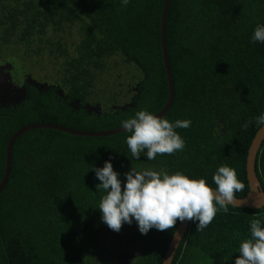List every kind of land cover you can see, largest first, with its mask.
<instances>
[{
  "label": "trees",
  "instance_id": "obj_1",
  "mask_svg": "<svg viewBox=\"0 0 264 264\" xmlns=\"http://www.w3.org/2000/svg\"><path fill=\"white\" fill-rule=\"evenodd\" d=\"M164 1L129 0L124 7L121 0H0L3 44L32 46L36 38L68 65L57 85L24 84L21 102L0 105V182L7 142L25 126L105 132L123 127L122 121L140 110L156 115L163 109L168 96L160 48ZM257 25H264V0H170L165 43L173 102L163 118L191 121L176 129L185 140L183 151L155 160L142 153L137 160L126 144L128 132L95 139L53 130L20 136L0 193V264H161L179 221L174 229L141 234L134 219L119 232H106L98 208L105 193L96 187L101 181L95 169L110 158L122 188L133 166L181 171L215 189L213 176L227 165L245 184L237 193L244 198L247 150L258 131L254 118L264 113V43L252 42ZM67 32L77 40L70 47L58 38ZM43 50L36 47L33 56ZM114 57L127 65L126 73H140L131 83L130 100L121 108L89 112L93 73L105 72L106 59ZM118 95L111 93V103ZM256 173L264 191V141ZM256 218L264 219V207L228 206L203 231H197L198 221H190L172 264H235ZM122 242L133 251L127 262L114 259Z\"/></svg>",
  "mask_w": 264,
  "mask_h": 264
},
{
  "label": "clouds",
  "instance_id": "obj_2",
  "mask_svg": "<svg viewBox=\"0 0 264 264\" xmlns=\"http://www.w3.org/2000/svg\"><path fill=\"white\" fill-rule=\"evenodd\" d=\"M128 3L129 0H121L124 7ZM252 42L264 43V25H257ZM254 120L258 131H264V113ZM251 123L250 119L241 125V130L246 131ZM122 126L130 133L126 144L131 156L139 160L141 154L146 153L148 160H155L157 155H172L184 150L185 140L176 129L190 127L191 121L170 122L144 109L122 121ZM95 174L101 181L97 189L105 193L98 206L101 219L115 232H119L124 223L130 225L133 219L141 234L153 228L159 231L174 229L178 221H198L197 231H203L219 211L228 212V205L234 204L237 193L245 189L235 168L227 165L219 166L214 174L215 189L204 178L193 179L181 171L174 174L164 169L138 171L133 166L125 173L126 183L122 188L111 158L102 168H96ZM254 206L264 207V204ZM250 229L251 238L240 243L235 264H264V219H253Z\"/></svg>",
  "mask_w": 264,
  "mask_h": 264
},
{
  "label": "rangeland",
  "instance_id": "obj_3",
  "mask_svg": "<svg viewBox=\"0 0 264 264\" xmlns=\"http://www.w3.org/2000/svg\"><path fill=\"white\" fill-rule=\"evenodd\" d=\"M2 29L3 27H0V105H13L21 102L25 98L24 84L41 89L45 86L57 85L63 80L68 65L63 64L62 60L56 57L55 48L38 43L36 38L33 39L36 43L32 46L23 43L20 47L14 48L10 43L3 44L5 35L2 33ZM70 30L74 32L76 29L72 26ZM45 38H49V36L47 35ZM58 38L61 39L60 44L68 47L72 46V42L74 44L77 42L76 39L71 38L69 32L64 36H58ZM53 41L56 42L57 40L53 39ZM40 46L44 48L40 53L41 56H33L35 48ZM12 53L16 57L12 56ZM105 67V72L93 73L92 93L86 107L87 111L92 113L114 110L126 105L133 90L132 84L134 86L135 81L140 77L138 72H135L134 75L126 73L127 65L118 57L106 59ZM115 92L119 93L118 99L111 103V93ZM106 227V232H108L110 229L107 225ZM121 244L119 245V249H121L119 255L115 256L114 259L116 258L117 262H127L133 251L130 252L126 247L127 244L129 245L128 242H122ZM114 248L116 247L114 246Z\"/></svg>",
  "mask_w": 264,
  "mask_h": 264
},
{
  "label": "water",
  "instance_id": "obj_4",
  "mask_svg": "<svg viewBox=\"0 0 264 264\" xmlns=\"http://www.w3.org/2000/svg\"><path fill=\"white\" fill-rule=\"evenodd\" d=\"M169 3L170 0L164 1L161 21H160V48H161L162 63L167 79L168 96H167L166 104L164 105L163 109L158 114H156L159 117H163L165 115V113L168 111V109L170 108L173 102V83H172V77L170 73V67H169L168 56L166 51V43H165L166 19L169 9ZM33 130H53L71 136L94 138V139L106 138L127 132L123 129V127L105 132H81L47 123L32 124L25 126L19 129L17 132H15L7 142L5 149V168H4V174L2 180L0 182V193L4 190L11 173L12 148L16 140L23 134ZM263 141H264V131H257L247 150V155L245 160V178L248 186V192L244 198H237L234 204H229L228 206L238 209H246V210H260L261 208H263V207L254 206V204L256 203L264 204V191L262 189L261 182L256 173L257 157ZM189 224L190 221H184L178 223L175 232L173 233L172 238L167 246L161 264L173 263L175 255L188 230Z\"/></svg>",
  "mask_w": 264,
  "mask_h": 264
}]
</instances>
